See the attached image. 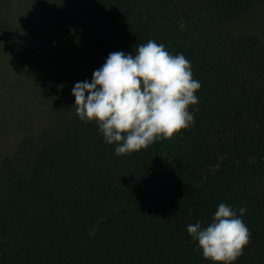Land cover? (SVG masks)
<instances>
[{"label": "trees", "instance_id": "16d2710c", "mask_svg": "<svg viewBox=\"0 0 264 264\" xmlns=\"http://www.w3.org/2000/svg\"><path fill=\"white\" fill-rule=\"evenodd\" d=\"M73 2L89 38L56 58L87 55L90 81L109 53L163 43L202 85L194 123L117 156L95 122L69 112L76 78L61 66L40 103L66 100L64 118L0 160V264H212L187 225H207L220 203L247 209L252 238L235 264H264V45L251 29L264 0Z\"/></svg>", "mask_w": 264, "mask_h": 264}, {"label": "clouds", "instance_id": "9594fccd", "mask_svg": "<svg viewBox=\"0 0 264 264\" xmlns=\"http://www.w3.org/2000/svg\"><path fill=\"white\" fill-rule=\"evenodd\" d=\"M201 83L183 54L172 55L163 43L149 40L135 49L109 53L92 79L75 83L76 113L84 123L95 122L115 155H130L161 139H172L194 123ZM231 205L220 203L207 225H187L205 260L235 264L252 233Z\"/></svg>", "mask_w": 264, "mask_h": 264}, {"label": "rangeland", "instance_id": "374dc122", "mask_svg": "<svg viewBox=\"0 0 264 264\" xmlns=\"http://www.w3.org/2000/svg\"><path fill=\"white\" fill-rule=\"evenodd\" d=\"M85 21L73 0H0V24L7 30L0 36V160L12 155L26 135L64 118L66 100L50 95L48 103L43 104L40 96L53 91L49 86L63 66H69L65 72L76 78L75 83L83 81L85 71H90L87 55L73 56L66 63L56 58H69L60 51L67 53L77 47L72 43L74 36L79 40L89 38L77 28ZM251 26L264 45V14ZM83 45L78 42L79 49H75L82 52ZM68 96L73 99L72 113L75 98L71 90L64 97Z\"/></svg>", "mask_w": 264, "mask_h": 264}]
</instances>
